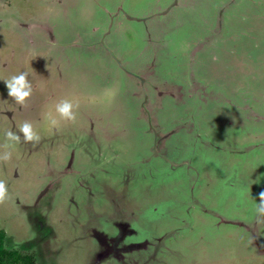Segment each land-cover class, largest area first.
Returning a JSON list of instances; mask_svg holds the SVG:
<instances>
[{
    "label": "rangeland",
    "instance_id": "374dc122",
    "mask_svg": "<svg viewBox=\"0 0 264 264\" xmlns=\"http://www.w3.org/2000/svg\"><path fill=\"white\" fill-rule=\"evenodd\" d=\"M5 152L4 244L36 264H111L129 226L139 264H264V0H0Z\"/></svg>",
    "mask_w": 264,
    "mask_h": 264
},
{
    "label": "clouds",
    "instance_id": "9594fccd",
    "mask_svg": "<svg viewBox=\"0 0 264 264\" xmlns=\"http://www.w3.org/2000/svg\"><path fill=\"white\" fill-rule=\"evenodd\" d=\"M27 73L21 72L18 75H13L10 79L5 81L8 96L13 97L16 103L24 105L25 99L30 96L32 92V85L27 80ZM109 96H114L115 93L111 90L108 92ZM74 107H79V104H73L72 101L64 99L55 105V112L59 114V117L66 121L75 122L76 114L73 111ZM48 120L51 127L59 126L57 119L51 117V113L48 114ZM20 132L23 134L25 141H36L40 140V136L34 132L32 124L25 121L20 125ZM6 138L9 141H20V136L8 131L6 132ZM9 147V145H5ZM11 158V152H5L0 156V160L8 161ZM8 198V189L4 180H0V203H3ZM258 203L255 205V211L257 213V223H264V190L258 193Z\"/></svg>",
    "mask_w": 264,
    "mask_h": 264
},
{
    "label": "flooded vegetation",
    "instance_id": "af4514ba",
    "mask_svg": "<svg viewBox=\"0 0 264 264\" xmlns=\"http://www.w3.org/2000/svg\"><path fill=\"white\" fill-rule=\"evenodd\" d=\"M120 66H122V65H120ZM252 215H255V213L254 214H252ZM117 228H118V226H117ZM126 228H128L130 231H127V234L126 235H123V237L124 236H127L126 237V239L124 240H122L121 241V235H122V233L120 234V232H118V235H117V237H119V238H114L113 240V247L116 249L117 248V246H119L122 250H112V252H111V254L110 255H108L110 258V263L111 264H139L140 262L139 261H136L135 259H132L131 258V253H130V251H128V250H126V248L128 249V248H132V245H135V244H137V242L134 240V244H132V243H129L131 240H132V237H134V235H135V232H134V230H133V228H132V226H129V227H126ZM119 231V230H118ZM255 234H256V236H258V234H257V232L255 231ZM133 235V236H132ZM137 235H139V231H138V233H137ZM131 238V239H130ZM258 238V237H257ZM259 239V238H258ZM128 242L125 246H123V244L125 243V242ZM255 241V240H254ZM145 242H146V240H144L143 242H142V244H140L142 247H146L147 245H145ZM255 244H258V245H256L255 246V248L257 249V251H259V254H261V256L262 257H264V252H262L261 250H263L264 251V243H262V242H260V240L258 241V243H256V242H254ZM123 249H124V251H123ZM148 255H150V254H148ZM129 258H130V262H127V260H129ZM262 260H264V258H262Z\"/></svg>",
    "mask_w": 264,
    "mask_h": 264
},
{
    "label": "trees",
    "instance_id": "16d2710c",
    "mask_svg": "<svg viewBox=\"0 0 264 264\" xmlns=\"http://www.w3.org/2000/svg\"><path fill=\"white\" fill-rule=\"evenodd\" d=\"M6 234L0 229V264H36L35 255L5 246Z\"/></svg>",
    "mask_w": 264,
    "mask_h": 264
},
{
    "label": "water",
    "instance_id": "95a60500",
    "mask_svg": "<svg viewBox=\"0 0 264 264\" xmlns=\"http://www.w3.org/2000/svg\"><path fill=\"white\" fill-rule=\"evenodd\" d=\"M127 17H128L129 19H131V20H144V18H138V17H134V16H130V15H127ZM112 55H113V54H112ZM113 56H115V55H113ZM115 59H116V61H117V63H118L119 65H122V64L119 62L118 58H116V56H115Z\"/></svg>",
    "mask_w": 264,
    "mask_h": 264
}]
</instances>
